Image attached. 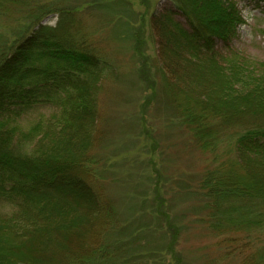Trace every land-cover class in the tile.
<instances>
[{
	"label": "trees",
	"instance_id": "trees-1",
	"mask_svg": "<svg viewBox=\"0 0 264 264\" xmlns=\"http://www.w3.org/2000/svg\"><path fill=\"white\" fill-rule=\"evenodd\" d=\"M168 2L175 11L155 21L169 43L159 60L184 126L204 149L214 148L220 129L239 128L231 142L233 159L204 177L207 197L214 210L246 202L264 206V62L218 60L217 46H226L243 23L234 0ZM55 12V26L37 24L0 58V207L12 210L0 214V264H107L115 249L88 244L94 228L111 218L89 179L98 164L90 151L99 78L113 66L88 44L67 10ZM164 21L172 30L164 29ZM184 52L199 70V87L185 76ZM37 106L55 112L37 125L42 134L32 143L33 133L8 121ZM72 243L78 250L68 249Z\"/></svg>",
	"mask_w": 264,
	"mask_h": 264
},
{
	"label": "rangeland",
	"instance_id": "rangeland-1",
	"mask_svg": "<svg viewBox=\"0 0 264 264\" xmlns=\"http://www.w3.org/2000/svg\"><path fill=\"white\" fill-rule=\"evenodd\" d=\"M234 2L243 23L226 46H217L218 60L258 65L264 62V3ZM57 9L69 12L88 44L113 66L112 73L99 78L96 140L90 151L98 164L89 179L111 218L94 228L90 247L114 246L107 264H264V206L246 202L214 210L203 183L208 172L233 159L237 124L214 133V148L204 149L184 126L178 102L165 88L159 52L169 43L155 21L167 10L175 11L172 4L0 0V58L37 24L55 26ZM175 18L184 20L180 14ZM170 25L164 21L163 27L172 30ZM182 56L189 59L187 52ZM186 59L185 76H192L193 87H199V70ZM172 61H177L174 56ZM54 112L37 106L8 124L33 133V143L42 134L35 130L37 125ZM11 211L0 207V214ZM68 249L78 247L72 243Z\"/></svg>",
	"mask_w": 264,
	"mask_h": 264
}]
</instances>
